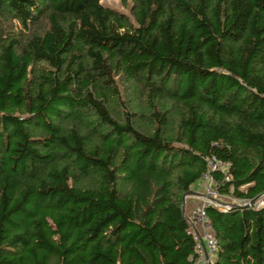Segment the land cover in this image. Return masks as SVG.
I'll use <instances>...</instances> for the list:
<instances>
[{
	"label": "trees",
	"instance_id": "16d2710c",
	"mask_svg": "<svg viewBox=\"0 0 264 264\" xmlns=\"http://www.w3.org/2000/svg\"><path fill=\"white\" fill-rule=\"evenodd\" d=\"M0 0V264H264V0ZM227 175L229 178H226Z\"/></svg>",
	"mask_w": 264,
	"mask_h": 264
},
{
	"label": "built area",
	"instance_id": "2783aa9c",
	"mask_svg": "<svg viewBox=\"0 0 264 264\" xmlns=\"http://www.w3.org/2000/svg\"><path fill=\"white\" fill-rule=\"evenodd\" d=\"M226 163L212 158L208 161V170L203 174L202 178L206 181L205 196H202V203L192 207L186 211L187 219L190 224L189 231L194 236L196 241V251L198 257L194 264H209L212 259L215 258L218 239L217 235L212 227L211 220L207 214L206 208L209 205L227 209L232 203H223L218 201V195H221L218 190V182L213 177V172L216 170H224ZM226 178H229L225 175ZM264 193L255 201L256 206L264 203ZM208 254L209 259L206 258Z\"/></svg>",
	"mask_w": 264,
	"mask_h": 264
},
{
	"label": "rangeland",
	"instance_id": "374dc122",
	"mask_svg": "<svg viewBox=\"0 0 264 264\" xmlns=\"http://www.w3.org/2000/svg\"><path fill=\"white\" fill-rule=\"evenodd\" d=\"M101 2L107 6L113 7L117 10H120V11L126 13V14H129V8L125 5H123L120 0H101ZM196 184L198 185L197 187H199L196 192L206 195L205 189H206L207 184H206V181L204 180V178H201L199 181H197ZM191 190H193V189H191ZM189 197L187 196L186 200ZM198 197L200 198V202H198L197 205H200L202 203V196L198 195ZM215 199H217L218 201H221L223 203H232V204H238L239 203V204H242V202L239 199L234 198L230 195H218V197ZM263 199H264V197H263Z\"/></svg>",
	"mask_w": 264,
	"mask_h": 264
},
{
	"label": "crops",
	"instance_id": "0c3cea01",
	"mask_svg": "<svg viewBox=\"0 0 264 264\" xmlns=\"http://www.w3.org/2000/svg\"><path fill=\"white\" fill-rule=\"evenodd\" d=\"M196 183L193 184V186L191 187V189H193L194 191H197L199 188V187H197L198 185ZM188 197L189 198L185 201V212L190 210L192 207H195L197 205V203L200 202V198L198 197L197 194L190 193L188 195Z\"/></svg>",
	"mask_w": 264,
	"mask_h": 264
},
{
	"label": "water",
	"instance_id": "95a60500",
	"mask_svg": "<svg viewBox=\"0 0 264 264\" xmlns=\"http://www.w3.org/2000/svg\"><path fill=\"white\" fill-rule=\"evenodd\" d=\"M190 193L197 194V195H201V196H205L204 194H200V193H198V192H196V191H194V190H189V191H187V192L184 194V197H183V209H184V211H185V200H186V197H187ZM260 196H261V195H260ZM258 198H259V196H258L257 198H255V199L251 200V201L249 202V204H254L255 201H256ZM237 205H239V204H237ZM206 258L209 259L208 254H206ZM209 263H210V262H209Z\"/></svg>",
	"mask_w": 264,
	"mask_h": 264
}]
</instances>
